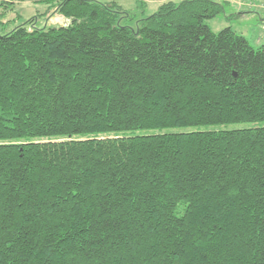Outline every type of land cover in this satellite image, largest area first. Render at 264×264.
Segmentation results:
<instances>
[{"label": "trees", "instance_id": "trees-1", "mask_svg": "<svg viewBox=\"0 0 264 264\" xmlns=\"http://www.w3.org/2000/svg\"><path fill=\"white\" fill-rule=\"evenodd\" d=\"M53 6L0 32V264H264V127L199 128L264 121V46L213 0Z\"/></svg>", "mask_w": 264, "mask_h": 264}, {"label": "rangeland", "instance_id": "rangeland-1", "mask_svg": "<svg viewBox=\"0 0 264 264\" xmlns=\"http://www.w3.org/2000/svg\"><path fill=\"white\" fill-rule=\"evenodd\" d=\"M114 3L122 10L120 22L134 27L138 20L154 13L168 1L181 0H95ZM221 4L218 15L207 20L213 32L230 27L244 36L254 48L264 46V0H213ZM57 0H0V32L6 33L15 26L28 28L55 27L65 21L54 11ZM264 127V121L200 126V129H243ZM188 127L183 130H193ZM140 132V131H138Z\"/></svg>", "mask_w": 264, "mask_h": 264}]
</instances>
